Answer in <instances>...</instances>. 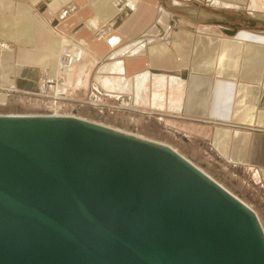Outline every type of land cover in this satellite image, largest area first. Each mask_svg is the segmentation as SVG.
Wrapping results in <instances>:
<instances>
[{
	"label": "water",
	"instance_id": "water-1",
	"mask_svg": "<svg viewBox=\"0 0 264 264\" xmlns=\"http://www.w3.org/2000/svg\"><path fill=\"white\" fill-rule=\"evenodd\" d=\"M0 264H264V228L170 147L0 116Z\"/></svg>",
	"mask_w": 264,
	"mask_h": 264
},
{
	"label": "crops",
	"instance_id": "crops-1",
	"mask_svg": "<svg viewBox=\"0 0 264 264\" xmlns=\"http://www.w3.org/2000/svg\"><path fill=\"white\" fill-rule=\"evenodd\" d=\"M199 1L208 8L193 0H0V101L57 81L65 50L80 48L69 69L77 88L102 60L96 86L118 90L137 111L172 116L187 137L207 138L218 164L264 194V31L253 19L232 36L208 13L241 8L264 19V0ZM65 7L75 12L57 25L68 37L53 29Z\"/></svg>",
	"mask_w": 264,
	"mask_h": 264
},
{
	"label": "rangeland",
	"instance_id": "rangeland-1",
	"mask_svg": "<svg viewBox=\"0 0 264 264\" xmlns=\"http://www.w3.org/2000/svg\"><path fill=\"white\" fill-rule=\"evenodd\" d=\"M160 1L164 3V7H167L169 0ZM193 2L198 4L195 6L207 8L209 6L205 2L200 3L199 0H193ZM64 10L66 16L63 20L54 18L53 29L58 34L68 37V34H64L58 29L57 24L59 21H66L75 11L72 12L68 7H65ZM263 12L259 11L258 13L264 16ZM208 13L211 14L209 21L214 23L212 25L226 29L232 33V36L250 28V20L253 19L255 23L253 28L264 31V19L241 8H218L208 11ZM68 45L69 43L63 44L62 53ZM101 61L87 71L89 82L84 79V85L79 84L78 88L77 84L72 83L70 79V70L68 73L62 70L59 74L61 77L57 79V82L50 83L53 80L47 78L43 79L44 82L42 80L41 84L46 85L44 90L39 92L14 91L10 92L9 96L5 93L4 98L0 101V116H72L170 147L253 209L264 226L262 188L259 185H246V181L237 180L234 172L229 171L226 166L218 164V157L211 150L207 138H200L199 134H197V138L187 137L177 130L182 122H173L172 116L168 114L157 115L137 111L136 108L121 99L118 90H108L109 86L108 89L96 86L94 82L100 72ZM84 75L87 77V74ZM168 121L174 124H169Z\"/></svg>",
	"mask_w": 264,
	"mask_h": 264
},
{
	"label": "bare ground",
	"instance_id": "bare-ground-1",
	"mask_svg": "<svg viewBox=\"0 0 264 264\" xmlns=\"http://www.w3.org/2000/svg\"><path fill=\"white\" fill-rule=\"evenodd\" d=\"M117 41V40H116ZM74 49H76L77 51L75 52V53H73L72 55H71V51H73ZM124 52H121V53H119L118 55H120V54H123ZM70 55H71V57H70ZM81 55H82V50L80 49V48H75L74 46L73 47H68L66 50H65V53H64V56H63V58H62V61L60 62V66H62L61 68H62V70H63V72H65V73H68V71H69V69H70V65L71 64H74V60L75 59H77V58H79V57H81ZM115 56H116V54H115ZM117 57V56H116ZM82 58V57H81ZM78 60H76L75 62H77ZM61 70V71H62ZM48 79V78H47ZM100 80V79H99ZM43 82H44V80H43ZM49 82V81H48ZM57 82V81H56ZM262 82H263V80H262ZM50 83H55L54 81L53 82H50ZM262 85H263V83H261ZM45 87H46V85L45 84H41L40 85V89L41 90H44L45 89ZM60 88V87H59ZM47 89V88H46ZM119 89V88H118ZM261 89H262V87H261ZM40 90V91H41ZM263 92H264V90H262ZM165 146V145H164Z\"/></svg>",
	"mask_w": 264,
	"mask_h": 264
},
{
	"label": "built area",
	"instance_id": "built-area-1",
	"mask_svg": "<svg viewBox=\"0 0 264 264\" xmlns=\"http://www.w3.org/2000/svg\"><path fill=\"white\" fill-rule=\"evenodd\" d=\"M262 90H264V79H263V85H262Z\"/></svg>",
	"mask_w": 264,
	"mask_h": 264
}]
</instances>
